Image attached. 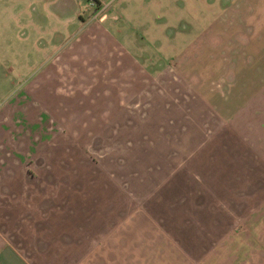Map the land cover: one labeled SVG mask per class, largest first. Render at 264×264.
<instances>
[{"label":"rangeland","instance_id":"rangeland-1","mask_svg":"<svg viewBox=\"0 0 264 264\" xmlns=\"http://www.w3.org/2000/svg\"><path fill=\"white\" fill-rule=\"evenodd\" d=\"M75 1L0 0L5 185L30 188L37 215L68 220L70 236L85 206L113 203L162 220L195 256L182 264H264V83L233 114L205 99L225 104L244 64L264 76V0ZM47 234L45 248L15 246L62 264L60 227Z\"/></svg>","mask_w":264,"mask_h":264},{"label":"crops","instance_id":"crops-1","mask_svg":"<svg viewBox=\"0 0 264 264\" xmlns=\"http://www.w3.org/2000/svg\"><path fill=\"white\" fill-rule=\"evenodd\" d=\"M69 1L77 3L75 0ZM95 1L107 9L113 4L112 8L122 12L128 8L130 0ZM72 12L78 13L76 6ZM105 18L112 19L108 16ZM109 35L111 36L110 33ZM175 39L178 38L169 39V42L177 43ZM51 56L45 55L48 63L44 67L52 64ZM261 65L260 61H257L244 68V64L235 72L237 74H233L232 77L226 76L228 83H234L233 86H229L231 95L225 97L228 101L222 104V94H206L205 99L208 104L219 114L229 115L238 111L239 104L244 105L246 101L250 102V100L259 98L261 85L264 83ZM141 68L147 71L148 65L141 61ZM190 81L195 80L192 77ZM257 111L256 113L259 114L264 113V109L260 111L258 108ZM0 179H2L0 181V264H32L16 248L15 240L20 238V241H24L30 248L33 247L32 244L37 249L45 248L53 240L48 234L47 237L43 233L46 228L52 227L61 229L59 243L61 244L62 264H69L68 261L66 263L64 261L68 260L69 255L75 257L74 264H182V259H188L186 255L189 258H195L192 253L181 252L180 241L176 240L175 235L165 234L162 220L142 217L141 214L140 217L135 218L132 214H128L129 217H118L117 206L113 203L95 202L85 206L88 210L92 209L94 213L91 216L86 214L78 218L75 225L76 235L75 237L70 236L69 228L74 225H70L68 220L53 224L47 218L37 215L36 211L43 210L44 207L38 208L37 203L30 202L32 199L35 200L31 196L30 188H26L23 193L22 188L6 186L4 173L0 175ZM22 194H24L23 200H21ZM85 207L83 211H86ZM133 207V204L129 206L126 204L123 210L132 211ZM68 243H75V249ZM34 252L37 251L34 250Z\"/></svg>","mask_w":264,"mask_h":264},{"label":"built area","instance_id":"built-area-1","mask_svg":"<svg viewBox=\"0 0 264 264\" xmlns=\"http://www.w3.org/2000/svg\"><path fill=\"white\" fill-rule=\"evenodd\" d=\"M89 5H94L93 1L89 0Z\"/></svg>","mask_w":264,"mask_h":264}]
</instances>
